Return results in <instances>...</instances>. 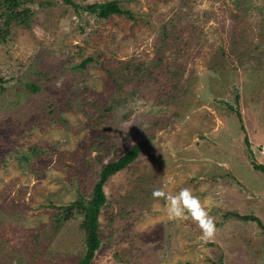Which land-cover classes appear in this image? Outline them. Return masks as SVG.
Here are the masks:
<instances>
[{
	"label": "rangeland",
	"instance_id": "374dc122",
	"mask_svg": "<svg viewBox=\"0 0 264 264\" xmlns=\"http://www.w3.org/2000/svg\"><path fill=\"white\" fill-rule=\"evenodd\" d=\"M21 1L29 27L0 42V264L81 260V216L60 209L134 145L91 264H264V0H115L107 19L83 7L111 0ZM185 187L209 241L152 197Z\"/></svg>",
	"mask_w": 264,
	"mask_h": 264
},
{
	"label": "trees",
	"instance_id": "16d2710c",
	"mask_svg": "<svg viewBox=\"0 0 264 264\" xmlns=\"http://www.w3.org/2000/svg\"><path fill=\"white\" fill-rule=\"evenodd\" d=\"M64 2L77 8L67 0H64ZM0 9V42L8 36L11 26L29 27V20L33 13L29 8L25 7L21 0H0ZM83 10L99 19H107L112 15H121L124 13L115 0L93 3L83 7ZM89 61L90 59L88 58L82 61L79 66L85 68ZM26 88L32 93L37 91V87L34 85H26ZM228 108L231 109L229 106ZM237 117L240 119L239 114H237ZM138 152L139 145H134L115 161L103 165L98 173L96 182L93 184L89 199L85 201L78 196L75 201L60 209V220L66 221L72 218L76 213L81 216L79 228L83 234L84 252L81 260L76 264H91L90 260L99 245L97 218L101 207L105 203V195L102 190L103 184L110 176L133 162ZM251 167L253 170L264 175V165H255L252 163ZM228 216L243 221H254L260 225L258 219L254 216H239L233 213L228 214Z\"/></svg>",
	"mask_w": 264,
	"mask_h": 264
},
{
	"label": "clouds",
	"instance_id": "9594fccd",
	"mask_svg": "<svg viewBox=\"0 0 264 264\" xmlns=\"http://www.w3.org/2000/svg\"><path fill=\"white\" fill-rule=\"evenodd\" d=\"M152 197L157 201H165L166 214L169 219L191 218L201 230L203 240L209 241L214 238L216 233L215 220L200 198L194 195L190 188H181L177 193L155 189L152 192Z\"/></svg>",
	"mask_w": 264,
	"mask_h": 264
}]
</instances>
